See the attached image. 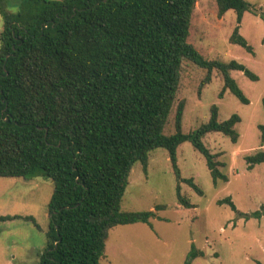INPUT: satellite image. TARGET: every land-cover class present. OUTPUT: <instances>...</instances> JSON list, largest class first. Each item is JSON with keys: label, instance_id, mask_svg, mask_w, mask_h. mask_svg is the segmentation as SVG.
<instances>
[{"label": "trees", "instance_id": "1", "mask_svg": "<svg viewBox=\"0 0 264 264\" xmlns=\"http://www.w3.org/2000/svg\"><path fill=\"white\" fill-rule=\"evenodd\" d=\"M217 16L235 11L229 43L253 53L239 35L244 0H214ZM197 0H22L13 12L0 0V177L51 181L46 242L39 264H100L109 231L150 225L154 211L123 212L120 205L133 166L147 173L149 153L164 149L181 180L177 148L190 142L204 158L214 186L228 178L202 143L211 133L232 143L240 122L218 121V108L197 130L183 134L184 102L176 105L174 133L165 126L176 103L184 62L205 71L201 92L220 75L222 88L249 104L230 72L258 78L236 61L205 60L187 42ZM263 17V16H262ZM264 109V100H263ZM264 146V126H258ZM247 170L264 163V150L245 158ZM178 204L194 208L176 186ZM242 215L230 198L220 200ZM264 208L250 215L260 219ZM249 217V216H246ZM17 217L0 216V222ZM25 220L35 222L27 217ZM36 225V224H35ZM196 257L190 252L188 261Z\"/></svg>", "mask_w": 264, "mask_h": 264}, {"label": "rangeland", "instance_id": "2", "mask_svg": "<svg viewBox=\"0 0 264 264\" xmlns=\"http://www.w3.org/2000/svg\"><path fill=\"white\" fill-rule=\"evenodd\" d=\"M244 1L256 11L245 12L239 27V35L252 48V54L229 43L236 13L227 11L219 19L214 0H197L187 42L205 60L236 61L257 76L258 80L252 81L239 71L230 72L249 104H242L228 91L219 99L222 82L216 71L211 83L199 92L205 71L184 62L177 100L164 129L166 135L174 133L179 102L185 105L183 134L207 123L213 105L218 108L219 122L237 115L236 143L218 133L202 139L210 153L217 155L219 170L228 182L219 181L214 186L204 158L190 142H184L176 151L177 168L181 180L192 179L202 191L199 195L187 183L177 181L166 150L154 149L149 153L146 174L140 163L133 166L120 208L123 212L154 211L157 206L164 209L156 212L150 225L112 228L100 264H186L192 250L196 257L189 264H264V215L260 219L250 216L264 208V163L247 170L245 162L247 156L264 150L258 131V126H264V0ZM6 2L13 12L22 4V0ZM177 184L194 208L184 209L178 204ZM52 191L51 181L41 175L31 180L0 177V216L17 217L0 222V264H39ZM226 198L242 215L227 204H217ZM27 217L36 225L24 219Z\"/></svg>", "mask_w": 264, "mask_h": 264}]
</instances>
